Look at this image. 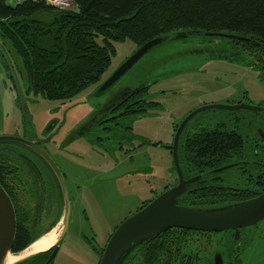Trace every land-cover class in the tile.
Returning a JSON list of instances; mask_svg holds the SVG:
<instances>
[{"label":"rangeland","instance_id":"obj_1","mask_svg":"<svg viewBox=\"0 0 264 264\" xmlns=\"http://www.w3.org/2000/svg\"><path fill=\"white\" fill-rule=\"evenodd\" d=\"M208 37L210 35L173 38L155 46L114 86L97 93L100 85L138 48L131 39L117 40L111 64L101 80L70 100L50 99L28 92L22 62L11 50L9 54L16 67L30 121L23 115L17 90L0 52V135L42 140V148L66 173L71 204L70 223L51 264H100L104 248L116 227L144 203L178 182L169 146L173 144L181 122L192 111L207 104L247 102L264 106V72L246 62L231 60L228 57L230 44L219 37ZM250 58L247 57V60L250 61ZM146 83L151 85L145 93L159 105L149 108L146 116L133 121L132 129L124 133L129 139L125 141L124 150L117 147L119 141L113 135L111 139L104 134L97 138V133L104 132L100 125L91 122L104 115L107 103L124 89ZM256 113L249 109L224 108H208L197 113L180 136L179 153L183 155V142L188 135L194 138L195 134L216 126H221L223 130L236 128L245 135L246 121L253 120ZM235 114L247 120L235 126L229 121ZM11 151L12 155L7 157L15 167L13 173H17L11 175L13 178L10 180L14 184L17 180L22 181L23 171L30 181L37 184L39 191L42 190L39 201L43 202V207L34 216L27 209L30 198L26 191L31 188L30 185L10 188L23 206L24 223L31 227L37 238L53 231L57 239L64 223L59 218L57 182L41 164L23 160L21 155L25 151L18 148ZM123 168L135 170L117 177L102 178ZM250 182L255 184L250 186L255 190L264 184L263 181L256 185L254 177ZM253 230L256 234L253 244L260 249L249 250L243 264H264V259L258 260L260 254H264V247L261 248L264 246V221L253 226ZM184 236L188 237L189 243L202 239L194 233ZM204 241L211 248L217 242L212 236L205 237ZM199 243V246L204 244Z\"/></svg>","mask_w":264,"mask_h":264},{"label":"trees","instance_id":"obj_2","mask_svg":"<svg viewBox=\"0 0 264 264\" xmlns=\"http://www.w3.org/2000/svg\"><path fill=\"white\" fill-rule=\"evenodd\" d=\"M72 2L75 7L63 9L43 1L24 0L11 4L8 0H0V42L8 54L12 50L20 58L26 72L28 92L41 94L50 99L70 100L86 87L101 80L115 53V41L128 38L140 46L155 37L170 33H176L183 39H188L191 35L206 37L208 32L235 34L237 37L208 38L219 37L230 44L228 57L231 60L246 62L264 72V0H72ZM247 57H251L250 61ZM150 85L151 83L144 84L134 98L128 99L115 110L114 119L101 122L99 127L104 133L100 135L107 134L111 139L114 132L121 130L122 133L128 132L132 129L135 119L146 116L149 108L157 107L159 103L145 93ZM255 118L246 121L245 135L236 128L223 130L221 126L195 134L194 138L188 135L183 142L184 153L183 155L179 153L185 177L197 175L213 166L230 163L240 157L245 158L250 153L254 154V148L250 146L249 140L255 129ZM245 120L247 119L244 116L235 114L229 121L237 126ZM221 124L226 125L225 122ZM2 145L6 147L3 150L10 153L13 148L30 149L13 142L0 144ZM5 155L0 165V183L11 196L16 208L17 231L13 252H18L36 240L37 236L32 233L31 227L24 223L23 206L13 196L9 182L4 179L17 173V171L13 173L15 167L8 160L7 156L10 154ZM257 158L264 162L263 154ZM16 170H20V167L19 169L16 167ZM54 174L52 176L57 182L55 183L60 194L61 219L64 202L60 184ZM201 182L191 183L180 197L179 203L192 207H218L244 200L264 190L263 184L254 190L252 195L246 194L249 191L247 189L239 194H232L225 192L229 189L224 191L215 184L201 187ZM20 183L23 187L29 185L31 187L26 191L30 198L27 209L35 216L43 207V202L39 201L42 190L39 191L37 184L32 181ZM185 238L178 228H172L151 237L143 242L142 246L143 248L147 246L149 255L152 250L150 248H181L186 245ZM51 253L52 250L40 252L15 264H51L48 262Z\"/></svg>","mask_w":264,"mask_h":264},{"label":"water","instance_id":"obj_3","mask_svg":"<svg viewBox=\"0 0 264 264\" xmlns=\"http://www.w3.org/2000/svg\"><path fill=\"white\" fill-rule=\"evenodd\" d=\"M210 36H231L237 37L235 34L224 32H208ZM173 38H180L176 33H170L162 36L155 37L144 44L138 46L137 50L129 56L99 87L97 93H103L114 86L146 53H148L155 46ZM0 52L4 58L6 66L10 72V76L14 82L17 90L19 102L25 119L31 120L27 113L23 92L21 89L19 77L13 62L0 42ZM144 85L139 87L130 88L125 90L118 98L110 102L109 105L104 107L105 114L118 105L125 102L135 93L139 92ZM208 108H224L228 110L249 109L257 113L264 112V106L254 105L247 102H239L235 104H207L194 111L184 118L178 127L174 142L169 146L173 153L174 165L178 174L179 181L176 185L167 188L161 194L152 199L148 204L137 210L125 218L111 234L104 252L100 259V264H121L124 258L137 246L147 241L151 237L160 234L171 228H185L190 230L199 231H224L235 230L236 237L243 227L253 225L264 219V191L259 195L252 198L228 203L218 207H192L179 203L180 197L187 191L189 185L197 181L198 176L185 178L184 171L181 167L179 159V140L180 136L189 123V121L199 112ZM98 120V119H97ZM93 123H96V121ZM91 127V126H88ZM13 142L25 145L41 155L54 171L58 182L60 184L62 197H63V215L64 223L62 231L58 236L56 243L49 248L52 253L48 259L51 263L58 253L60 244L65 237L71 215V204L69 190L65 181V175L51 157V155L42 148L35 140L26 139L14 135H0V143ZM135 168H123L107 174L102 178H112L123 175ZM17 231V215L14 202L0 183V264H7L6 259L9 254L19 255L26 250L30 245L21 251L13 252V245L15 242ZM43 236V235H42ZM44 250V251H48ZM40 251V252H44ZM37 252V253H40ZM33 253L20 260L15 261V264L23 259H26L34 254ZM216 264H221L220 261Z\"/></svg>","mask_w":264,"mask_h":264},{"label":"flooded vegetation","instance_id":"obj_4","mask_svg":"<svg viewBox=\"0 0 264 264\" xmlns=\"http://www.w3.org/2000/svg\"><path fill=\"white\" fill-rule=\"evenodd\" d=\"M127 89H130V88H126L123 91H121L114 99L118 98ZM137 93L132 95L130 98H134V96H136ZM130 98H128V99H130ZM114 99H112V101ZM128 99L126 101H128ZM112 101H110V102H112ZM110 102L107 103V105H109ZM125 102L118 105L116 108L107 112L106 114L104 112V115H103L104 117L102 116L100 118H94L93 121L98 119L96 121V123H97V125H100L101 122H103L105 120L114 119L113 114L115 113V110H117ZM111 116H112V118H111ZM255 119H256L255 120V129H254L253 135L251 136V138L249 140L250 146L254 148L253 149L254 154L250 153V155L249 156L246 155L245 158L240 157L239 159L237 158L238 160H234V161H231L230 163H225L222 165H217V166L207 168L205 170H202L197 175L192 174L189 177L187 176L185 178L198 176V179L195 182L202 181L201 187L207 186L209 184L210 185L215 184L217 187H219V189H223L224 191H225V189L226 190L229 189L228 191H225V192L226 193L230 192L232 194H239L241 191H244L247 189L249 191L246 194L250 193L252 195L253 192H255L254 191L255 188H252L255 184H251V182H250V181H252L253 177L255 178L256 185H259L260 183H262L264 181V162L261 161L259 158H257V157H259V155H261V156H262V154L264 155V112L258 113ZM118 120H120V119L118 118ZM93 121L91 122V124L93 123ZM105 128H108V127H105ZM117 129H122V128L117 127ZM122 131L123 130H121L120 132L122 133ZM120 132H117V133L114 132V136H115V138H118V141H119L118 142L119 145H117V147L124 150L125 141H129V139H126V137L124 136V133L121 134ZM105 135L107 137H109L107 134H105ZM96 136L101 137L102 135L97 133ZM33 140H35L41 146L40 143H42V140L41 141L39 139H33ZM132 141L133 140H131L130 142H132ZM0 144H2V143H0ZM3 148H6V147L4 145L0 146V156L5 155V153L11 155V153L9 151L3 150ZM130 149L131 148H128L127 150H130ZM21 150L25 151V153H26L25 154L24 152H22L21 157L23 160H26V162H28V160H30L36 164L39 163L47 169V171L50 173L51 176H52V174H54V173H52L54 171H52V168L50 167V165L46 162V160L41 155H39L38 153H36L32 149H28L26 147L21 148ZM18 154H21V153H18ZM31 157H33V159H31ZM34 158L36 160H38L39 162L36 161ZM3 161H4V159L1 158L0 165L2 164ZM17 161H18V159H17ZM239 161H241L243 163L238 164ZM21 173H23V177H20V179H22V181H20V182H23V183L24 182H31L26 177V173L24 174L23 171H21ZM64 175H66V173ZM12 178H13V176H12ZM52 178L54 179L53 176H52ZM4 179L7 181V183L9 182L8 183L9 188L13 187L14 185L15 186H21V183L18 180L14 184L10 180L11 177H7V178L5 177ZM178 181H179V178H178ZM247 183L251 184V185L246 186ZM176 184H174V185H176ZM174 185H172V186H174ZM172 186H170V187H172ZM250 186H252V187H250ZM258 188H260V186H258ZM263 191H261L260 193H262ZM259 194H255L251 197H247L244 200L252 198V197L259 195ZM150 201L144 203L140 208H142L143 206L148 204ZM234 202H236V201H234ZM262 221H264V219L253 224V225L243 227L241 229V231L239 232L238 237H236V231L235 230L199 231V230L186 229V230H188V231H186V230H184L185 228H178L179 231L181 233H183V235L194 233L196 235H200L202 239L199 241L191 240L189 243V239H188V237H186L185 238L186 245H183L181 248H154V249L150 248L152 250H151L149 255H148V249L146 248L147 246L145 248H143V246H142L143 244H140L139 246H137V248L132 250L124 258V260L121 262V264H216L217 259H218V262L220 261L221 264H243L244 257L246 258L249 250H251L252 248L257 249L259 247L258 245L253 244L256 234H255V230L252 231V229H253V226L259 224ZM168 230H170V229H168ZM166 231H164V232H166ZM207 236H212L214 238L216 237V241L219 244L217 242H215L216 245L212 248H211L210 244L205 245L204 240H205V237H207ZM57 239H56V241H57ZM261 239H263V237ZM197 242L198 243L203 242L204 244H202V246H199L197 244ZM188 243H189V246H188ZM199 244L201 245V243H199ZM263 247L264 246H261V248H263ZM258 249H260V248H258ZM262 251H264V250H262ZM262 259H264V254L263 255L260 254L258 260L260 261ZM259 261H256L255 263H257Z\"/></svg>","mask_w":264,"mask_h":264},{"label":"bare ground","instance_id":"obj_5","mask_svg":"<svg viewBox=\"0 0 264 264\" xmlns=\"http://www.w3.org/2000/svg\"><path fill=\"white\" fill-rule=\"evenodd\" d=\"M56 237L55 233L52 231L48 234H45L38 240H36L34 243H32L26 250H24L21 254L19 255H14V254H9L7 256L6 262L7 264H12L21 257L37 253L40 251L48 250L51 246H53L56 242Z\"/></svg>","mask_w":264,"mask_h":264},{"label":"built area","instance_id":"obj_6","mask_svg":"<svg viewBox=\"0 0 264 264\" xmlns=\"http://www.w3.org/2000/svg\"><path fill=\"white\" fill-rule=\"evenodd\" d=\"M24 0H8L11 4H16L23 2ZM35 1H43L46 4L53 5L55 7L63 8V9H70L75 7L72 0H35Z\"/></svg>","mask_w":264,"mask_h":264}]
</instances>
